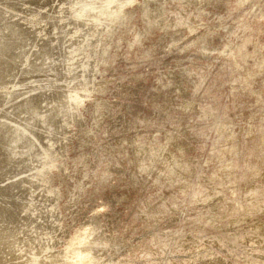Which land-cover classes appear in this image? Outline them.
Masks as SVG:
<instances>
[{
  "label": "rangeland",
  "instance_id": "obj_1",
  "mask_svg": "<svg viewBox=\"0 0 264 264\" xmlns=\"http://www.w3.org/2000/svg\"><path fill=\"white\" fill-rule=\"evenodd\" d=\"M62 1L0 0V232L53 253L95 228L121 264H264V0H133L105 27Z\"/></svg>",
  "mask_w": 264,
  "mask_h": 264
},
{
  "label": "bare ground",
  "instance_id": "obj_2",
  "mask_svg": "<svg viewBox=\"0 0 264 264\" xmlns=\"http://www.w3.org/2000/svg\"><path fill=\"white\" fill-rule=\"evenodd\" d=\"M67 2H68V0H66ZM70 1H72V0H70ZM87 1V0H86ZM85 0H83V2L81 1V3H83V4H81V6H80V4H78L79 5V7H73L74 8V10H72V12L74 11V13H75V15H76V17H78V18H80V17H87V18H89V21H91V22H93V24L94 25H98L99 23H101L102 24V26H104V24H103V22H109V23H114L115 21L117 22V20L120 18H122V16L124 15L123 13H124V9H123V6L124 5H128V3H132L131 1H133V0H91V1H89V2H86ZM149 1V0H148ZM50 2V1H49ZM62 2H64V0L62 1ZM74 2H77V1H74ZM74 2H71V5H72V3H74ZM70 3V2H69ZM69 3H68V5H69ZM8 4V3H7ZM56 4V3H55ZM64 4H67V3H64ZM77 4V3H76ZM76 4H75V6H76ZM143 4V3H142ZM150 5V4H149ZM68 7V6H67ZM57 8V7H56ZM69 8V7H68ZM72 7H70L69 9H71ZM124 8H126V7H124ZM55 9V8H54ZM16 10V9H15ZM20 11V10H19ZM23 11V10H22ZM56 11V10H55ZM71 11V10H70ZM69 11V12H70ZM144 11V10H143ZM51 12V11H50ZM70 13V15L72 14L73 15V13ZM142 12V11H141ZM27 13V12H26ZM57 13V12H56ZM22 14V13H21ZM48 14V13H47ZM129 15H131V14H129ZM133 15V14H132ZM4 16V15H3ZM14 16V15H13ZM16 17V16H15ZM48 17V16H47ZM127 17V16H126ZM56 18V17H55ZM77 18V19H78ZM83 18H80V19H83ZM50 19V18H49ZM85 19V18H84ZM150 19V18H149ZM86 20V19H85ZM88 21V20H87ZM88 21V22H89ZM120 21V20H119ZM21 22V21H20ZM28 22V21H27ZM46 22V21H45ZM13 23V22H12ZM18 23V22H17ZM58 23V22H57ZM106 23V24H107ZM8 24V23H7ZM6 24V25H7ZM20 24V23H19ZM34 24V23H33ZM47 24V23H46ZM45 24V25H46ZM67 24V23H66ZM37 25V24H36ZM41 25V24H40ZM91 25V24H90ZM108 25V24H107ZM111 25V24H110ZM120 25V24H119ZM163 25V24H162ZM7 27V26H6ZM10 27V26H9ZM23 27H24V25H23ZM53 27V26H52ZM87 27V26H86ZM97 27V26H96ZM105 27V26H104ZM25 28V27H24ZM68 28V27H67ZM98 28V27H97ZM100 29H101V27H99ZM98 28V29H99ZM108 29H109V27H107ZM114 28V27H113ZM33 29V28H32ZM50 29V28H49ZM92 29V28H91ZM99 29V30H100ZM67 30V29H66ZM69 30V29H68ZM115 30V29H114ZM64 31V30H63ZM113 31V30H112ZM13 32V31H12ZM17 32V31H16ZM25 32V31H24ZM32 32V31H31ZM35 32V31H34ZM51 32V31H50ZM73 32V31H72ZM76 32V31H75ZM102 32V31H101ZM106 33V32H105ZM12 34V33H11ZM70 34V33H69ZM97 34V33H96ZM112 34V33H111ZM35 35V34H34ZM52 35V34H51ZM81 35V34H80ZM95 35V34H94ZM40 36V35H39ZM44 36V35H43ZM92 36V35H91ZM10 37V36H9ZM52 38V37H51ZM86 38V37H85ZM85 38H84V40H85ZM90 38V37H89ZM42 39V38H41ZM73 39V38H72ZM8 40V39H7ZM135 40V39H134ZM138 40V39H137ZM101 41H102V39H101ZM111 41V40H110ZM200 41V40H199ZM4 42V41H3ZM104 42V41H103ZM13 43V42H12ZM45 43V42H44ZM72 43V42H71ZM88 43V42H87ZM96 43V42H95ZM109 43V42H108ZM92 44V43H91ZM48 45V44H47ZM50 45V44H49ZM97 45V44H96ZM42 46H44V45H42ZM58 46V45H57ZM87 46V45H86ZM100 46V45H99ZM132 46V45H131ZM108 47V46H107ZM106 47V48H107ZM2 48V47H1ZM72 49V48H71ZM100 49V48H99ZM7 50V49H6ZM46 50V49H45ZM49 50V49H48ZM90 50V49H89ZM98 50V49H97ZM110 50V49H109ZM228 50V49H227ZM3 51V50H2ZM99 51V50H98ZM104 51V50H103ZM45 53H47V52H45ZM54 53V52H53ZM102 53V52H101ZM63 54V53H62ZM95 54V53H94ZM93 54V55H94ZM99 54H100V52H99ZM224 55V54H223ZM29 56V55H28ZM31 56V55H30ZM47 56V55H46ZM89 56V55H88ZM67 57V56H66ZM82 57V56H81ZM105 57V56H104ZM19 58V57H18ZM48 58V57H47ZM51 58V57H50ZM76 58V57H75ZM94 58V57H93ZM0 59H2V58H0ZM5 59V58H4ZM27 59V58H26ZM76 60V59H75ZM74 60V61H75ZM23 61V60H22ZM95 61V60H94ZM17 62V61H16ZM47 62V61H46ZM76 62V61H75ZM93 62V61H92ZM18 63H20V62H18ZM49 63V62H48ZM66 63V62H65ZM103 63V62H102ZM32 64V63H31ZM56 64V63H55ZM72 64V63H71ZM77 64V63H76ZM91 64V63H90ZM48 65V64H47ZM68 65V64H67ZM79 65V64H78ZM55 66V65H54ZM96 66V65H95ZM24 67V66H23ZM31 67V66H30ZM46 67V66H45ZM51 67V66H50ZM97 67H99V66H97ZM35 68V67H34ZM33 68V69H34ZM26 69V68H25ZM46 70V69H45ZM61 70V69H60ZM68 70V69H67ZM73 70V69H72ZM71 70V71H72ZM83 70V69H82ZM69 71V70H68ZM89 71V70H88ZM96 71V70H95ZM18 72V71H17ZM22 72V71H21ZM36 72V71H35ZM60 72V71H59ZM48 73V72H47ZM79 73V72H78ZM85 74V73H84ZM56 75V74H55ZM54 75V76H55ZM79 75H81V74H79ZM72 76V75H71ZM74 76V75H73ZM72 76V77H73ZM86 77V76H85ZM33 78H35V77H33ZM76 78V77H75ZM75 78H73V80L75 79ZM78 78V77H77ZM81 78V77H80ZM93 78V77H92ZM25 79V78H24ZM70 79H72V78H70ZM69 79V80H70ZM89 79V78H88ZM21 80V79H20ZM77 80H79V79H77ZM76 80V81H77ZM75 81V82H76ZM96 81V80H95ZM20 82V81H19ZM33 82V81H32ZM54 82V81H53ZM68 82V81H67ZM78 82V81H77ZM80 82V81H79ZM78 82V85L77 86H79V84H81L82 82H80L79 83ZM84 82V81H83ZM71 83V82H70ZM69 83V84H70ZM73 83V82H72ZM102 83V82H101ZM85 84V83H84ZM83 84V85H84ZM87 85H86V87H88L89 89H90V87L88 86V83H86ZM94 84V83H93ZM34 85V84H33ZM62 85V84H61ZM71 85V84H70ZM95 85V84H94ZM101 85V84H100ZM3 86V85H2ZM7 86V85H6ZM18 86V85H17ZM54 86V85H53ZM63 86H65V85H63ZM77 86H75V88H74V86H73V88L74 89H72L71 90V92L69 93V95H66L65 94V96H62V97H64V100H62V102L60 103L59 101V103L61 104L60 105V107L61 108H63V110L64 111H66V109L67 110H69L70 109V107H71V110H72V108H74V106L76 105V102H77V100H78V97L80 96V91L79 90H81V89H83V88H81V89H79ZM81 86V85H80ZM95 86H97V85H95ZM94 86V87H95ZM50 87V86H49ZM71 87V86H70ZM82 87V86H81ZM100 87V86H99ZM98 87V88H99ZM53 88V87H52ZM55 88V87H54ZM56 88H57V85H56ZM59 88V87H58ZM72 88V87H71ZM105 88V87H104ZM13 89V88H12ZM43 89V88H42ZM68 89V88H67ZM97 89V88H96ZM85 89H83L82 91H84ZM102 90V89H101ZM105 90V89H104ZM63 91V90H62ZM66 91V90H65ZM87 91V90H86ZM85 91V92H86ZM96 91V90H95ZM44 92H46V91H44ZM57 92H58V90H57ZM91 92V91H90ZM50 93V92H49ZM66 93H68L67 91H66ZM100 93V92H99ZM105 93V92H104ZM7 94V93H6ZM87 94V93H86ZM21 95V94H20ZM52 95V94H51ZM58 95V94H57ZM47 96V95H46ZM59 96V95H58ZM82 96V95H81ZM86 96V95H85ZM84 96V97H85ZM36 97V96H35ZM38 97V96H37ZM14 98V97H13ZM59 98V97H58ZM18 99H20V98H18ZM41 99V98H40ZM80 99V98H79ZM81 99H82V97H81ZM47 100V99H46ZM55 100H56V98H55ZM3 101V100H2ZM83 101V100H82ZM11 102V101H10ZM18 102V101H17ZM17 102H15V103H17ZM79 102V101H78ZM27 103V102H26ZM81 103V102H80ZM13 104V103H12ZM78 104V103H77ZM4 106V105H3ZM57 106H58V104H57ZM77 106V105H76ZM84 106V105H83ZM15 107V106H14ZM59 107V106H58ZM5 108V107H4ZM32 108V107H31ZM56 108V107H55ZM15 109V108H14ZM50 109V108H49ZM41 110V109H40ZM58 110V109H57ZM60 110V109H59ZM75 110V109H74ZM78 110V109H77ZM7 111V110H6ZM42 111V110H41ZM47 111V110H46ZM70 111V110H69ZM59 112V111H58ZM60 112H62V111H60ZM68 111H66V113H67ZM76 112V111H75ZM74 112V113H75ZM1 113V112H0ZM4 113V112H3ZM69 113H71V112H68L67 114H69ZM14 114V113H13ZM59 114V113H58ZM63 114H65L64 112H63ZM4 115V114H3ZM46 115V114H45ZM57 115V114H56ZM60 116H61V114H59ZM58 115V116H59ZM77 115V114H76ZM73 116V115H72ZM72 116H70L69 115V117H72ZM48 117H50V116H48ZM8 118V117H7ZM13 118V117H12ZM70 119H72V118H70ZM74 119V118H73ZM83 119V118H82ZM65 120V119H64ZM54 121V120H53ZM72 121V120H71ZM71 121L69 122V123H71ZM79 121V120H78ZM17 122V121H16ZM50 122V121H49ZM40 123V122H39ZM62 123V122H61ZM22 124H23V122H22ZM82 124V123H81ZM14 125V124H13ZM54 125V124H53ZM52 125V126H53ZM60 125H62V124H60ZM67 125H69V124H67ZM2 126V125H1ZM15 126V125H14ZM55 127V126H54ZM63 127V126H62ZM16 128V127H15ZM61 128V127H60ZM59 128V129H60ZM36 129V128H35ZM55 129V128H54ZM27 130V129H26ZM61 130V129H60ZM28 131V130H27ZM64 131V130H63ZM29 132V131H28ZM42 132V131H41ZM248 132V131H247ZM30 133V132H29ZM13 134V133H12ZM11 134V135H12ZM28 134V133H27ZM43 134V133H42ZM21 135V134H20ZM35 135V134H34ZM2 136V135H1ZM4 136V135H3ZM29 136V135H28ZM24 137H26V135L24 136ZM34 137V136H33ZM58 137V136H57ZM9 138V137H8ZM29 138V137H28ZM36 138V137H35ZM68 138V137H67ZM55 139V138H54ZM39 140V139H38ZM53 140V139H52ZM66 140V139H65ZM70 140V139H69ZM30 141V140H29ZM57 141V140H56ZM71 141V140H70ZM52 142V141H51ZM9 143V142H8ZM17 143V142H16ZM39 143V142H38ZM58 143V142H57ZM67 143V142H66ZM18 144V143H17ZM29 144H31V143H29ZM43 144V143H42ZM19 145V144H18ZM5 146V145H4ZM42 146H44V145H42ZM33 147V146H32ZM49 147V146H48ZM57 147V146H56ZM12 148V147H11ZM18 148V147H17ZM21 148H23V147H21ZM55 149H58V148H55ZM61 150V149H60ZM66 150V149H65ZM21 151V150H20ZM19 151V152H20ZM46 151H47V154H45V153H42V154H40V156L42 157V158H40V164H42L45 160L46 161H48V163L50 162L49 160H48V158L47 157H49V149H46ZM45 151V152H46ZM66 152V151H65ZM19 155V154H18ZM48 155V156H47ZM7 156V155H6ZM38 156V155H37ZM61 157V156H60ZM23 159V158H22ZM26 159V158H25ZM6 160V159H5ZM42 160H44V161H42ZM24 161H26V160H24ZM39 161V160H38ZM45 161V162H46ZM10 162V161H9ZM21 163V162H20ZM35 163H38V162H35ZM39 164V163H38ZM56 164V163H55ZM54 164V165H55ZM9 165V164H8ZM17 165H18V163H17ZM37 165V164H36ZM46 165V164H45ZM64 166H65V164H63ZM19 166V165H18ZM35 166V165H34ZM38 166V165H37ZM40 166V165H39ZM44 166V165H43ZM36 167V166H35ZM34 167V168H35ZM49 167V166H48ZM53 167V166H52ZM24 168H25V166H24ZM36 168H38V167H36ZM27 169V168H26ZM63 169V168H62ZM33 170V169H32ZM43 170H45V169H43ZM47 170V169H46ZM45 170V171H46ZM52 170V169H51ZM41 171V170H40ZM45 171H43V172H45ZM47 171H49V170H47ZM30 172V171H29ZM27 173V172H26ZM31 173V172H30ZM2 174V173H1ZM26 175V174H25ZM37 175V174H36ZM40 175V174H39ZM38 175V176H39ZM41 175H43V173L41 174ZM23 176V175H22ZM30 176V175H29ZM50 176V175H49ZM48 176V177H49ZM33 177V176H32ZM37 179H38V177H37ZM27 180V179H26ZM49 181V180H48ZM27 183V182H26ZM49 183V182H48ZM24 184V183H23ZM40 184V183H39ZM51 184V183H50ZM29 186V185H28ZM1 187V186H0ZM4 187V186H3ZM17 187V186H16ZM6 188V187H5ZM55 189V188H54ZM20 191V190H19ZM21 191H22V189H21ZM50 191V190H49ZM2 192V191H1ZM9 192V191H8ZM54 192V191H53ZM15 193V192H14ZM5 194V193H4ZM47 194V193H46ZM9 195V194H8ZM11 195H13V194H11ZM18 195H19V192H18ZM44 195V194H43ZM56 195V194H55ZM2 196V195H1ZM21 196V195H20ZM57 196V195H56ZM23 197H24V195H23ZM26 197V196H25ZM40 197H42V196H40ZM49 197V196H48ZM47 197V198H48ZM58 197V196H57ZM19 198V197H18ZM58 198H60V197H58ZM12 199V198H11ZM29 199V198H28ZM51 199H52V197H51ZM34 200H35V198H34ZM62 200V199H61ZM33 201V200H32ZM42 201V200H41ZM45 201V200H44ZM55 201H56V199H55ZM16 202V201H15ZM47 202H48V200H47ZM118 202V201H117ZM5 203V202H4ZM3 203V204H4ZM20 203V202H19ZM40 203V202H39ZM51 204V203H50ZM55 204V203H54ZM10 205V204H9ZM57 205V204H56ZM19 206V205H18ZM29 206H31V205H29ZM5 207V206H4ZM40 207V206H39ZM48 207V206H47ZM23 208V207H22ZM27 208V207H26ZM30 208V207H29ZM36 208V207H35ZM5 209V208H4ZM7 209H9V208H7ZM7 209H5V210H7ZM55 209V208H54ZM43 210V209H42ZM23 211V210H22ZM29 211V210H28ZM31 211V210H30ZM38 211V210H37ZM45 211V210H44ZM14 212V211H13ZM40 212V211H39ZM2 213V212H1ZM24 213V212H23ZM45 213V212H44ZM34 214V213H33ZM41 214V213H40ZM54 214V213H53ZM108 214V213H107ZM36 215V214H35ZM57 215V214H56ZM21 216V215H20ZM25 216V215H24ZM45 216H46V214H45ZM34 217V216H33ZM13 218V217H12ZM31 218H32V216H31ZM46 218H47V216H46ZM54 218V217H53ZM56 218V217H55ZM6 219H10V218H6ZM5 219V220H6ZM23 219V218H22ZM52 219V218H51ZM4 219H2V221H3ZM4 220V221H5ZM53 220V219H52ZM59 220V219H58ZM1 221V222H2ZM20 221V220H19ZM94 221V220H93ZM244 221V220H243ZM9 222H11V219H10V221ZM13 222V221H12ZM24 222V221H23ZM236 222V221H235ZM6 222H4L3 224H5ZM8 223V222H7ZM17 223H18V221H17ZM16 223V225H18ZM21 223V222H20ZM19 223V224H20ZM25 223H27V222H25ZM25 223H22V224H24L25 225ZM31 223V222H30ZM40 223H42V222H40ZM56 223V222H55ZM61 223V222H60ZM88 223V222H87ZM29 224V223H28ZM33 224H34V221H33V223H32V226H33ZM39 224V223H38ZM6 225H8V224H6ZM6 225H3V226H6ZM15 225V224H14ZM13 225V226H14ZM21 225V224H20ZM23 225V226H24ZM49 225V224H48ZM85 225V224H84ZM94 225V224H93ZM213 225V224H212ZM26 226V225H25ZM30 226H31V224H30ZM29 226V227H30ZM37 226V225H36ZM47 226V225H46ZM8 229L10 228V227H8V226H6ZM18 227V226H17ZM21 227V226H20ZM52 227H53V225H52ZM83 227V226H82ZM98 227H99V225H98ZM3 228V227H2ZM7 228H4V229H7ZM28 228V227H27ZM37 228H39V226H37ZM45 228H47V227H45ZM44 227H43V230L42 231H45L46 229H45ZM50 228V227H49ZM57 228V227H56ZM86 228H88V227H86ZM1 229V228H0ZM22 230L24 229V228H21ZM32 229H34L33 227H32ZM31 229V230H32ZM40 229H42V228H40ZM45 229V230H44ZM48 229V228H47ZM90 229V228H89ZM88 229V231H81V232H79V230H78V233L77 234H75L73 237H69V240L66 242V243H64L65 244V247H64V249L61 251H59V252H57L56 250V252L54 253H52V251H51V248H56L55 246H50V244L51 243H46L45 241L46 240H48L49 238H48V236H45L46 237V239L45 240H40V241H38V243H35L36 242V240H37V237H36V239L35 240H33V241H31V240H29L28 242L30 243V244H33V246H29L28 247V243H27V239H25L23 236H24V234H22L21 235V238H24V241L22 240V242H20L18 239L16 240V238L15 237H13V234H10V233H7V234H5L4 232L2 233V232H0V264H15V263H13L15 260H20L21 261V259L22 258H24V257H26V261H24L23 263H18V264H121V262L120 261H117V260H115V258L113 259V258H108V259H105V255H107V254H104L103 253V248L106 246H104V245H102L103 243L102 242H100L101 241V239H103L104 240V237H102L101 239H100V241H97V235L95 236V235H93L92 233H93V231L95 230L96 231V229L94 228V230L91 232L90 230ZM98 229V228H97ZM1 230H3V229H1ZM9 230H12V228L11 229H9ZM26 230V229H25ZM31 230H30V232H31ZM39 230V229H38ZM37 230V231H38ZM109 230V229H108ZM18 231V230H17ZM21 231V230H20ZM27 231V230H26ZM48 231H49V229H48ZM51 231V230H50ZM94 231V234L95 233H97V232H95ZM102 231V230H101ZM21 232H23V231H21ZM21 232H20V234H21ZM28 232V231H27ZM27 232H25V233H27ZM33 232V231H32ZM35 232V231H34ZM38 232H41V231H38ZM60 232V231H59ZM104 232V231H103ZM13 233V232H12ZM24 233V232H23ZM45 233H48V232H45ZM53 233H54V231H53ZM64 233V232H63ZM106 233V232H105ZM15 234H19V233H15ZM28 234V233H27ZM33 234V233H32ZM36 234V233H35ZM44 234V233H43ZM49 234V233H48ZM51 234V233H50ZM98 234V233H97ZM26 235V234H25ZM29 235V234H28ZM40 235H41V233H40ZM40 235H38V237H40ZM46 235V234H45ZM52 235V234H51ZM99 235V234H98ZM102 235V234H101ZM14 236H17V235H14ZM30 236H31V234L29 235V238L28 239H30ZM35 236V235H34ZM42 236V235H41ZM54 236V235H53ZM58 236V235H57ZM19 237V236H18ZM17 237V238H18ZM52 237V236H51ZM55 237V236H54ZM53 237V238H54ZM101 237V236H100ZM108 237V236H107ZM107 237H105V238H107ZM34 238V237H33ZM48 238V239H47ZM154 238V237H153ZM40 239H41V237H40ZM39 240V239H38ZM52 240H55V239H52ZM109 240V239H108ZM182 240V239H181ZM180 240V241H181ZM245 240V239H244ZM35 241V242H34ZM49 241V240H48ZM246 241V240H245ZM248 241V240H247ZM33 242V243H32ZM50 242V241H49ZM52 242V241H51ZM34 243H35V245H34ZM55 243H58V241L57 242H55ZM102 243V244H101ZM162 243V242H161ZM193 243V242H192ZM17 244H18V246H17ZM20 244V245H19ZM21 244H22V246H21ZM202 244V243H201ZM246 244V243H245ZM52 245V244H51ZM54 245V244H53ZM56 245V244H55ZM58 245V244H57ZM104 246V247H103ZM183 246V245H182ZM216 246V245H215ZM220 246V245H219ZM251 246V245H250ZM27 248L26 250L25 249H23V248ZM107 247V246H106ZM111 247V246H110ZM166 247V246H165ZM207 247H209V246H207ZM131 248V247H130ZM255 248V247H254ZM6 250V251H3V253H2V250ZM106 249V248H105ZM155 249V248H154ZM167 249V248H166ZM165 249V250H166ZM210 249V248H209ZM208 249V250H209ZM251 249V248H250ZM256 249V248H255ZM254 249V250H255ZM8 250V251H7ZM197 250V249H196ZM204 250V249H203ZM211 250V249H210ZM50 251H51V253H50ZM199 251H201V253H202V250H199ZM131 252V251H130ZM193 252V251H192ZM18 253H20V254H18ZM194 253V252H193ZM206 253V252H205ZM204 253V254H205ZM3 254H5V255H3ZM46 254V255H45ZM231 254V253H230ZM29 255V256H28ZM109 255V254H108ZM194 255H197V254H195L194 253ZM202 255H203V253H202ZM27 256H28V258H27ZM10 257V258H9ZM43 257H45V258H43ZM141 257V256H140ZM192 257H193V255H192ZM191 257V258H192ZM198 257H200V256H198ZM197 256H196V258H197V260L199 259ZM205 257V256H204ZM149 258V257H148ZM190 258V261L192 260ZM201 258V257H200ZM206 258V257H205ZM217 258V257H216ZM43 259H47V260H43ZM125 259V258H124ZM187 259H189V258H187ZM209 259V258H208ZM259 258L258 257H256V256H248L246 259L244 258V260H245V262H246V264H259V260H258ZM127 260V259H126ZM139 260V259H138ZM144 260V259H143ZM196 260V261H197ZM202 260H204V259H202ZM202 260H200V261H202ZM242 261H243V258L241 259ZM123 261H125V260H123ZM163 261V260H162ZM186 261H188V260H186ZM169 263V262H168ZM199 263V262H198ZM204 263H205V261H204ZM124 264H126V263H124ZM128 264V263H127ZM132 264V263H131ZM170 264H172V263H170ZM195 264V263H194Z\"/></svg>",
  "mask_w": 264,
  "mask_h": 264
}]
</instances>
